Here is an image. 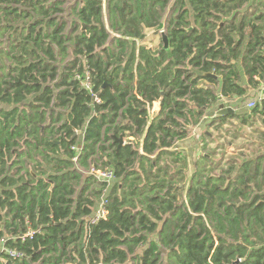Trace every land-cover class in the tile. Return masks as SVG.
<instances>
[{
    "label": "trees",
    "instance_id": "obj_1",
    "mask_svg": "<svg viewBox=\"0 0 264 264\" xmlns=\"http://www.w3.org/2000/svg\"><path fill=\"white\" fill-rule=\"evenodd\" d=\"M171 1L108 0L113 50L103 0H81L71 25L64 0H0V264H264V155L221 172L203 157L185 187L188 158L171 150L219 94L260 89L264 0ZM168 9L170 51L140 45ZM235 118L264 125V102L219 126ZM127 134L142 151L118 150ZM94 159L116 180L101 220L82 172Z\"/></svg>",
    "mask_w": 264,
    "mask_h": 264
},
{
    "label": "rangeland",
    "instance_id": "obj_2",
    "mask_svg": "<svg viewBox=\"0 0 264 264\" xmlns=\"http://www.w3.org/2000/svg\"><path fill=\"white\" fill-rule=\"evenodd\" d=\"M81 0H64L65 5L63 6L64 14L60 15L59 17L66 22H68L70 25L73 22H78L77 17L75 14H73L72 10L73 8L80 3ZM175 0L171 1L170 7L174 4ZM104 2V13H103V22L107 28V30L110 33V40L108 42V47L110 49L115 50L116 49V38H119L121 35L120 33L115 32L112 29V22L108 14L107 9V2L108 0H103ZM254 7V6H253ZM253 7L250 9V11L253 9ZM259 7V6H258ZM171 9V8H170ZM168 9L166 13L163 16V28L162 30L166 32V25L167 20L172 15V10ZM255 10V9H254ZM146 37L142 41H138V43L141 45H145L148 48H151L153 50H158L160 47L163 46L162 43V37H161V30L159 28L156 29H150L145 32ZM66 35H72L71 33V27H68ZM71 51H73V45L71 44ZM65 64L61 63L59 66L63 68ZM216 106V105H215ZM215 106L212 107L209 111H205V114L207 115L210 120H206L202 125H199L195 128L189 129V132L187 134V138L177 141L175 143V149H188L189 151V168L186 170H182L181 173L185 174V179L183 182L180 183L181 186L188 187L190 186L192 182V176L194 172L196 171V164L201 161V158L208 157L210 158V162L208 163V169L211 168H217L218 172H221L222 167L229 166L230 163L240 165L243 161L248 160H254L262 155H264V137L262 133H264V125L261 124L259 121L258 123H254V127H244L240 125L239 123L236 124L235 119L229 120L227 125L219 126V118H215L214 116V109ZM211 111V112H210ZM212 113L211 115H209ZM151 118L154 117V104L151 110ZM144 136L139 137H132L131 134H127V136L124 138L126 144L132 143L134 147L140 148V151H142V142H143ZM79 140H81V133ZM185 140V141H184ZM111 143V142H109ZM207 145V148L204 146ZM108 146V145H107ZM111 151V148H110ZM157 155L151 156L153 159H155ZM96 159H98L96 157ZM212 161V162H211ZM33 164H31L32 167ZM98 165V166H96ZM160 165L164 166L165 161H161ZM99 164L94 159L92 162V166L90 170H82L85 177L86 176H96L98 172L105 171L103 168H98ZM175 167H179V164L173 165L172 168H169V170H174ZM136 171L140 173L142 177H144L143 171L139 168V163H137L134 167ZM94 176V177H95ZM235 176V174H234ZM97 177V176H96ZM189 181V184H188ZM102 181L97 180V182H94L91 186L93 191H103V195L97 199L96 206L94 208V216L96 211L101 207V199L105 195L106 189H103ZM116 183V180L114 179L107 185V190L111 189ZM185 189V188H184ZM186 192L182 195L185 196ZM152 239H156V235L152 237ZM141 251H138V254ZM129 264H137L136 261H133Z\"/></svg>",
    "mask_w": 264,
    "mask_h": 264
},
{
    "label": "crops",
    "instance_id": "obj_3",
    "mask_svg": "<svg viewBox=\"0 0 264 264\" xmlns=\"http://www.w3.org/2000/svg\"><path fill=\"white\" fill-rule=\"evenodd\" d=\"M238 68L240 70V81H241V84L244 85V86H247L248 77L246 76V74H245V72H244V70H243V68L241 67L240 64H238ZM260 96H261V87H260V89H249L248 90V94H247V96L245 98H240V99L237 98V99H234V100L229 101V102H227V100H225V101L227 102V105H231L237 110V115H240L243 112H248L249 111L248 108H247L248 104L250 102H252V101H255V102L258 101L260 99ZM160 108H161V105H160L159 102L154 103V114H153L154 116L159 113ZM209 110H207V111H209ZM216 111H217V106H215L214 112H212V113L215 114ZM212 113H210L209 115H211ZM208 119L210 120V118H208L207 115L205 114V116L203 117L200 125H202ZM235 122H236V124H238L237 121H235ZM175 150H179V149H175ZM180 150H182L186 154V156L188 158V161H189V151H188V149H180Z\"/></svg>",
    "mask_w": 264,
    "mask_h": 264
},
{
    "label": "built area",
    "instance_id": "obj_4",
    "mask_svg": "<svg viewBox=\"0 0 264 264\" xmlns=\"http://www.w3.org/2000/svg\"><path fill=\"white\" fill-rule=\"evenodd\" d=\"M84 87H86L87 89H90L89 83H86ZM95 101H97L96 98H95ZM261 101L264 102V82L261 85V96H260V99L258 101H256V102H261ZM256 102L255 101L250 102L248 104V107H247L248 110L253 109L255 107V103ZM96 176H95L96 179L102 181L103 183H108L109 184L111 181L114 180V173L111 170H105V171L98 172L96 174ZM101 202H102L101 203V207L95 213V219L96 220L106 219L107 216H108V212H107L106 207H105V205H106L105 195L102 197ZM33 235H34L33 232H29L27 236L28 237H33ZM1 252L6 253V254L10 255L11 257H14V258H17V259H20L23 256L20 252H18L16 250L5 249L4 247H1Z\"/></svg>",
    "mask_w": 264,
    "mask_h": 264
},
{
    "label": "water",
    "instance_id": "obj_5",
    "mask_svg": "<svg viewBox=\"0 0 264 264\" xmlns=\"http://www.w3.org/2000/svg\"><path fill=\"white\" fill-rule=\"evenodd\" d=\"M162 28H163V25H160L159 30L162 31L161 36H162V41L164 43V49L169 52L170 51V40L168 36L165 34V32L162 30ZM208 76L216 78L214 75H208ZM262 80L263 79L261 78V81ZM225 100L226 99H224L221 94L218 95V103L216 104L217 111L213 117L219 118V117L237 115V110L233 106L227 105V102L229 101L226 102ZM112 138L115 140V143L118 144V150L126 145V142L123 136H120L119 138L116 136H113Z\"/></svg>",
    "mask_w": 264,
    "mask_h": 264
},
{
    "label": "flooded vegetation",
    "instance_id": "obj_6",
    "mask_svg": "<svg viewBox=\"0 0 264 264\" xmlns=\"http://www.w3.org/2000/svg\"><path fill=\"white\" fill-rule=\"evenodd\" d=\"M159 28V27H158ZM162 32V31H161ZM162 37V36H161ZM162 39V38H161ZM236 123V122H235ZM237 123H239L238 121H237Z\"/></svg>",
    "mask_w": 264,
    "mask_h": 264
}]
</instances>
